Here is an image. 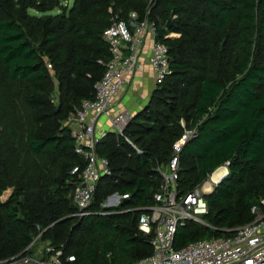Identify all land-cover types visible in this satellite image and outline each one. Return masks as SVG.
I'll use <instances>...</instances> for the list:
<instances>
[{"label":"trees","instance_id":"trees-1","mask_svg":"<svg viewBox=\"0 0 264 264\" xmlns=\"http://www.w3.org/2000/svg\"><path fill=\"white\" fill-rule=\"evenodd\" d=\"M150 1L172 73L124 135L110 131L99 142L112 173L100 180L91 213L79 216L71 170L85 161L65 121L95 97L105 71L98 60L110 57L103 33L113 13L143 16ZM185 128L197 135L180 153V193L223 165L229 170L205 195L207 224L181 226L177 248L234 234L264 200V0H0V197L14 188L0 200V259L17 256L38 236L36 244L74 254L71 264L147 258L152 234L139 229L138 208L154 204L162 183L157 169ZM114 193L126 197L103 207Z\"/></svg>","mask_w":264,"mask_h":264},{"label":"built area","instance_id":"built-area-1","mask_svg":"<svg viewBox=\"0 0 264 264\" xmlns=\"http://www.w3.org/2000/svg\"><path fill=\"white\" fill-rule=\"evenodd\" d=\"M151 2L143 16L130 11L126 20L110 8L113 13L111 24L103 33V39L110 48V57L98 60L105 71L95 82V97L83 100L65 121L75 139V152L85 161L83 167L75 165L71 170V174L77 177L72 197L79 216L91 213L90 207L100 180L112 173L109 159L97 152L99 142L110 132L98 131L100 119L108 115L118 94L142 68L141 57L149 40L152 45L148 62L156 85L162 84L172 73L169 47L158 39L157 23L150 19ZM48 66L52 67L50 63ZM131 118L128 111L111 116L112 130L124 135ZM181 123L183 126L186 124L184 119ZM196 135V129L185 128L183 135L173 143L171 159L165 167L157 169L162 183L154 194V204L138 208L142 210L139 229L152 234V253L136 264H264V200L251 209L255 219L235 229L234 234L198 239L180 248L175 246L181 226L191 221L207 224L204 220L208 213L205 195L210 182L186 193L178 190L180 153L187 140ZM134 147L139 151L137 146ZM125 197L114 193L107 198V204L120 203ZM38 238L17 256L0 259V264H71L76 260V256L67 254L63 246L46 244L35 250Z\"/></svg>","mask_w":264,"mask_h":264},{"label":"crops","instance_id":"crops-1","mask_svg":"<svg viewBox=\"0 0 264 264\" xmlns=\"http://www.w3.org/2000/svg\"><path fill=\"white\" fill-rule=\"evenodd\" d=\"M151 45H152V41L149 40L143 49V54L141 57V60L143 62L142 68L136 73L134 79L131 80L128 83V85L118 94V96L115 99V103L111 108V110L109 111L108 115H104L100 119L98 131L109 130V128L111 127L109 121L111 116H114L115 114L121 111H128L129 114L133 117V115L137 114L139 111H141L144 107H146L149 104L153 92L155 91L157 86L154 79V72L148 62ZM57 90H58V85H57ZM166 165H162V167H165ZM227 173L228 171L224 172V174H222L217 179L216 184H218L225 177ZM210 176L205 181V182L208 181L210 182L208 183L209 185H207L208 187L211 186ZM211 188L212 190H210L209 192L207 191L206 192L207 194L211 193L214 190L213 187H210V189Z\"/></svg>","mask_w":264,"mask_h":264},{"label":"rangeland","instance_id":"rangeland-1","mask_svg":"<svg viewBox=\"0 0 264 264\" xmlns=\"http://www.w3.org/2000/svg\"><path fill=\"white\" fill-rule=\"evenodd\" d=\"M72 1L73 0H69V4H72ZM49 96L51 97V99H52V101L53 102H56L57 100V82L54 80V79H52V82H50V86H49ZM111 129V130H110ZM109 131H113L112 130V127H110L109 128ZM102 132V131H101ZM222 167H224L225 169V171H228L229 169H228V166L227 165H223ZM221 168V167H220ZM215 173V172H214ZM213 173V174H214ZM213 174L210 176V181H211V186H207V191L209 192L210 190H212V188L210 189V187H213V189H214V185L216 184V178L215 177H213ZM111 195H113V194H111ZM111 195H109V196H111ZM120 195V194H119ZM108 196V197H109ZM107 197V198H108ZM107 198L105 199V201H102V206L103 207H106V208H112V207H116V206H118L120 203H117V204H107ZM105 204H106V206H105ZM75 215H76V213H75ZM42 241V240H41ZM44 241H42V242H39V243H37V244H35V247H34V249L35 250H38V249H40L41 247H43V246H45L46 244L45 243H43Z\"/></svg>","mask_w":264,"mask_h":264},{"label":"water","instance_id":"water-1","mask_svg":"<svg viewBox=\"0 0 264 264\" xmlns=\"http://www.w3.org/2000/svg\"><path fill=\"white\" fill-rule=\"evenodd\" d=\"M13 193H14V188H13V187H9V188H7V189L2 193V195H1V197H0L1 202H2V203L7 202V201L11 198V196L13 195ZM115 194H116V193H115ZM115 196H116V195H115ZM49 221L51 222V218H49Z\"/></svg>","mask_w":264,"mask_h":264},{"label":"bare ground","instance_id":"bare-ground-1","mask_svg":"<svg viewBox=\"0 0 264 264\" xmlns=\"http://www.w3.org/2000/svg\"><path fill=\"white\" fill-rule=\"evenodd\" d=\"M224 169H225L224 167L217 169L213 174V177H215L217 180L222 174H224V172H226Z\"/></svg>","mask_w":264,"mask_h":264}]
</instances>
